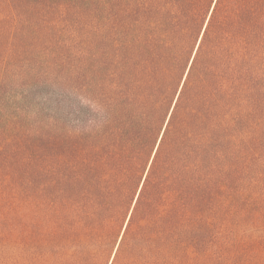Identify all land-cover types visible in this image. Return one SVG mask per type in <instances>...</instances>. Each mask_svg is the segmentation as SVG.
I'll return each instance as SVG.
<instances>
[{
    "label": "trees",
    "instance_id": "trees-1",
    "mask_svg": "<svg viewBox=\"0 0 264 264\" xmlns=\"http://www.w3.org/2000/svg\"><path fill=\"white\" fill-rule=\"evenodd\" d=\"M109 262L264 264V0H0V264Z\"/></svg>",
    "mask_w": 264,
    "mask_h": 264
},
{
    "label": "rangeland",
    "instance_id": "rangeland-1",
    "mask_svg": "<svg viewBox=\"0 0 264 264\" xmlns=\"http://www.w3.org/2000/svg\"><path fill=\"white\" fill-rule=\"evenodd\" d=\"M129 216V215H128ZM117 247V246H116ZM113 255H114V253H113ZM113 255H112V257H111V260H112V258H113ZM111 260H110V262H111ZM110 262H109V264H110Z\"/></svg>",
    "mask_w": 264,
    "mask_h": 264
},
{
    "label": "water",
    "instance_id": "water-1",
    "mask_svg": "<svg viewBox=\"0 0 264 264\" xmlns=\"http://www.w3.org/2000/svg\"><path fill=\"white\" fill-rule=\"evenodd\" d=\"M137 197V196H136ZM135 200H136V198H135ZM135 200H134V202H135ZM133 205H134V203H133ZM133 205H132V207H133ZM130 215V214H129ZM128 218H129V216H128Z\"/></svg>",
    "mask_w": 264,
    "mask_h": 264
}]
</instances>
